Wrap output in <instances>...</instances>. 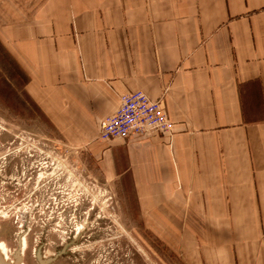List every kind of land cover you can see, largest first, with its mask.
<instances>
[{"label": "crops", "instance_id": "crops-1", "mask_svg": "<svg viewBox=\"0 0 264 264\" xmlns=\"http://www.w3.org/2000/svg\"><path fill=\"white\" fill-rule=\"evenodd\" d=\"M36 6L12 10L0 41L59 136L130 195L140 228L179 264H264V0ZM133 91L160 101L172 135L99 140Z\"/></svg>", "mask_w": 264, "mask_h": 264}, {"label": "rangeland", "instance_id": "rangeland-1", "mask_svg": "<svg viewBox=\"0 0 264 264\" xmlns=\"http://www.w3.org/2000/svg\"><path fill=\"white\" fill-rule=\"evenodd\" d=\"M41 2L0 0V36L11 32L12 10L23 8L26 17V8ZM25 82L0 41V242L8 255L14 257L24 233V264H38V246L51 256L69 241L74 244L51 264H179L140 228L130 195L90 167L74 137L59 136Z\"/></svg>", "mask_w": 264, "mask_h": 264}, {"label": "built area", "instance_id": "built-area-1", "mask_svg": "<svg viewBox=\"0 0 264 264\" xmlns=\"http://www.w3.org/2000/svg\"><path fill=\"white\" fill-rule=\"evenodd\" d=\"M159 132L171 136L173 123L164 113L160 101L142 91L122 94L114 112L105 116L98 128L97 138H129Z\"/></svg>", "mask_w": 264, "mask_h": 264}, {"label": "flooded vegetation", "instance_id": "flooded-vegetation-1", "mask_svg": "<svg viewBox=\"0 0 264 264\" xmlns=\"http://www.w3.org/2000/svg\"><path fill=\"white\" fill-rule=\"evenodd\" d=\"M17 240V239H16ZM72 244H74L73 241H69L67 243H65L59 250H57L56 252H54L51 256H44L41 252V246H38L35 250H34V256L35 259L37 260L38 264H40V261H38V259L40 258V260L46 261L47 264H51L53 263L58 257L62 256L63 254H66V252L69 250V248L72 246ZM64 250V252L61 253V251ZM14 251V250H13ZM17 253H15L14 255L16 256ZM19 255V254H18ZM10 256L14 259L15 256L13 257V254H10ZM45 257V258H43ZM21 261L23 260V257L21 258Z\"/></svg>", "mask_w": 264, "mask_h": 264}, {"label": "bare ground", "instance_id": "bare-ground-1", "mask_svg": "<svg viewBox=\"0 0 264 264\" xmlns=\"http://www.w3.org/2000/svg\"><path fill=\"white\" fill-rule=\"evenodd\" d=\"M25 236H24V233H20L17 237V244H18V250L15 252L17 254H19V256L22 258L23 256V248L25 247ZM0 252L2 253L3 257L6 259V260H9V261H14L13 258H11L9 255H8V252H7V249H6V246L4 245L3 242H0ZM15 256V255H14ZM20 264H24L22 261H20ZM50 264V263H49Z\"/></svg>", "mask_w": 264, "mask_h": 264}, {"label": "water", "instance_id": "water-1", "mask_svg": "<svg viewBox=\"0 0 264 264\" xmlns=\"http://www.w3.org/2000/svg\"><path fill=\"white\" fill-rule=\"evenodd\" d=\"M64 252V250L61 251V253ZM20 256L18 254H16L15 258H14V261H9V260H6L2 253L0 252V264H20ZM40 264H47L46 261H43V260H40Z\"/></svg>", "mask_w": 264, "mask_h": 264}]
</instances>
